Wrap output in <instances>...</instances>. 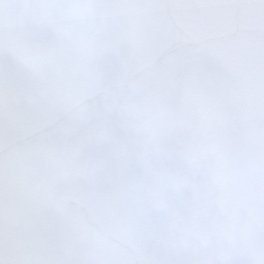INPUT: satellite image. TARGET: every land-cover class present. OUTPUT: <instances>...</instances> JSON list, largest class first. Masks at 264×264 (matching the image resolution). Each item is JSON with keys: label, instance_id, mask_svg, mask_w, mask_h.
Segmentation results:
<instances>
[{"label": "snow or ice", "instance_id": "6c2138e0", "mask_svg": "<svg viewBox=\"0 0 264 264\" xmlns=\"http://www.w3.org/2000/svg\"><path fill=\"white\" fill-rule=\"evenodd\" d=\"M0 264H264V0H0Z\"/></svg>", "mask_w": 264, "mask_h": 264}]
</instances>
